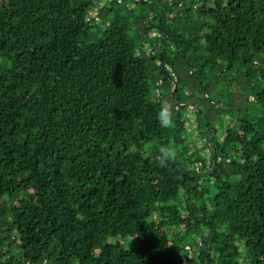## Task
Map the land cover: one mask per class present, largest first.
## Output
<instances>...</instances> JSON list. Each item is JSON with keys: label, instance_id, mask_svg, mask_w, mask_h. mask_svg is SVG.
Returning <instances> with one entry per match:
<instances>
[{"label": "trees", "instance_id": "trees-1", "mask_svg": "<svg viewBox=\"0 0 264 264\" xmlns=\"http://www.w3.org/2000/svg\"><path fill=\"white\" fill-rule=\"evenodd\" d=\"M103 1L0 0V264H264V0Z\"/></svg>", "mask_w": 264, "mask_h": 264}, {"label": "rangeland", "instance_id": "rangeland-1", "mask_svg": "<svg viewBox=\"0 0 264 264\" xmlns=\"http://www.w3.org/2000/svg\"><path fill=\"white\" fill-rule=\"evenodd\" d=\"M164 2H163V6H164ZM103 5H105V7H113L114 8V11L113 12H110L109 15L106 17V18H101V20L99 21V23L102 25L101 28H102V31L103 29L108 25L110 24V22L112 21V19L114 18L115 14L120 12L121 14H124V13H128V7H134L133 9V12L135 14H141V13H144L143 11V6H140V5H133L132 2H128L126 4V6L124 4H121V3H118L116 0H104L103 1ZM179 10H175V12L173 14L171 13H165V10L163 8L159 9L157 11V16H161V14H163L161 17L165 18L168 22L171 23V25L173 27L176 28V26H181V18L179 17L178 19H175L173 18V15L175 13H178ZM151 16V15H150ZM153 16V15H152ZM160 22V19L157 18L156 20V23H159ZM102 31H96L95 33V37L99 34L102 33ZM135 32V26L133 25L131 27V31L130 33L131 34H134ZM180 32V31H179ZM156 34V32H154ZM136 39V46H137V55H140L142 57L145 56V54H153V51L151 50V45H152V41L154 39V34H152V36L149 37L148 41L144 43H142V41L140 39H138L137 37L135 38ZM155 86V85H154ZM153 86V88H154ZM198 98H202V95L198 94ZM253 99V97H251ZM213 100H216L217 99V96H216V93H212V98ZM187 116L189 117V126H188V135H189V140H191L192 142H195L196 146H197V149L199 150V153L207 158L209 156V150H207L206 148H202L204 147V133L200 134V133H194L195 131L194 130V124L196 123L197 121V115L194 114V111H187ZM195 121V123H194ZM202 122V127L204 128V130L208 131V129L206 128V120L205 118H202L201 120ZM229 122V117L227 116H221V117H218L216 120H215V125L218 127V129L221 131L223 129H225V127L227 126ZM222 123V124H221ZM153 144L149 143V144H146L144 146V150L146 152H149L151 147H152ZM126 245L128 247H135L137 245V241L132 239V238H127V239H124ZM183 253L185 254V252L183 251Z\"/></svg>", "mask_w": 264, "mask_h": 264}, {"label": "clouds", "instance_id": "clouds-1", "mask_svg": "<svg viewBox=\"0 0 264 264\" xmlns=\"http://www.w3.org/2000/svg\"><path fill=\"white\" fill-rule=\"evenodd\" d=\"M174 105L170 101H163L160 103L159 111L157 113V120L162 128H170L173 125ZM161 155V162L168 160L174 155V151L170 146L161 145L159 147Z\"/></svg>", "mask_w": 264, "mask_h": 264}, {"label": "water", "instance_id": "water-1", "mask_svg": "<svg viewBox=\"0 0 264 264\" xmlns=\"http://www.w3.org/2000/svg\"><path fill=\"white\" fill-rule=\"evenodd\" d=\"M154 14V12H153V9H152V13H151V16L149 17V20L151 19V17H152V15ZM200 114H201V111L199 112V114L197 115V122H198V125H199V117H200ZM211 140H212V138H211ZM210 140V141H211Z\"/></svg>", "mask_w": 264, "mask_h": 264}, {"label": "built area", "instance_id": "built-area-1", "mask_svg": "<svg viewBox=\"0 0 264 264\" xmlns=\"http://www.w3.org/2000/svg\"><path fill=\"white\" fill-rule=\"evenodd\" d=\"M187 248L189 249V251H190L191 254H192V249H191V247H190V246H187Z\"/></svg>", "mask_w": 264, "mask_h": 264}]
</instances>
